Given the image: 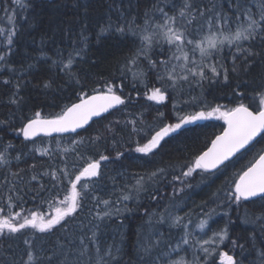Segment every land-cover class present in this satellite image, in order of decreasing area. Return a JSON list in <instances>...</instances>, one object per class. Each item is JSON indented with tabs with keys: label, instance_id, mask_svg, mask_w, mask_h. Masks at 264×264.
Wrapping results in <instances>:
<instances>
[{
	"label": "trees",
	"instance_id": "obj_1",
	"mask_svg": "<svg viewBox=\"0 0 264 264\" xmlns=\"http://www.w3.org/2000/svg\"><path fill=\"white\" fill-rule=\"evenodd\" d=\"M195 2L202 9L215 4L217 9L222 8L231 16L236 0ZM155 3L164 6L172 15L170 9L175 8L178 14L183 0H26L20 5L13 0H0V55L5 57L0 60V157H3L0 160V219L20 213L17 219L22 220L32 211L44 216L54 214L55 206L65 194H70L68 179L62 176L66 162L67 171L75 173L85 161L99 159L101 154L111 158L100 162L101 176L93 178L95 184L89 185L90 194L82 210L66 218L67 230L58 226L50 234H40L27 229L0 237V264H30L27 255L30 249L24 240H32L34 236L31 249L34 264H48L46 257L52 255L58 244L66 246L71 264H76L77 259L82 264H96L100 257L107 264H165V261L182 258L187 262L196 259L199 264L204 254L195 245L192 233L203 220L209 222L202 233H196L199 241L227 227L228 239L217 250L232 255L236 264H264L260 255L264 251V221L260 219L264 215V200L237 206L225 203L224 197L236 173L264 149V135L215 176L203 179L207 174L194 173L188 181L191 187L182 186L173 176H180L182 166L210 146L211 140L225 127L223 121L212 119L185 126L167 139L158 155L145 157L134 152L136 142L146 139L150 128L175 122L177 115L202 110L205 105L231 108L232 101L237 99L235 94H245L246 105L253 97L258 104L259 90L264 88V46L259 40L255 41L253 51L260 55L248 56L247 60L235 47L231 48V53L225 47L217 57L223 65V68L218 65L220 77L214 81L205 80L201 85L183 82L175 90L168 88L166 102L149 101L146 94L163 82L158 80L147 60L141 58L134 64L128 59L135 50L131 44L133 37L125 38L116 29L136 20L139 30L149 10L151 19L160 17L161 14L153 9ZM258 3L259 0H248L253 12L257 11ZM7 19L11 23L7 24ZM241 23L246 24V21ZM196 24L193 21V25ZM225 27L235 31L237 24L233 22ZM9 35L11 44L6 39ZM155 39L163 42L160 36ZM243 46L247 48L248 42ZM233 54L238 56L236 71L232 70ZM70 55L73 59L71 80L65 74ZM211 62L216 63V60ZM224 68L227 81L223 79ZM124 72H127L126 77ZM137 72H143V77L133 81V73ZM77 78L89 93L93 89L103 90L106 82L114 81L116 90L122 89V95L130 96L131 100L119 106L121 110H114L95 121L87 131L80 132V136H40L35 138V147L32 141H24L14 129L34 111H42L47 116L58 112L70 100L74 101L73 90L81 86L75 83ZM45 83L51 87L44 88ZM13 100L16 103H12ZM133 120L137 121L138 133L133 131L130 123ZM74 138L84 139L85 144L73 150L76 148L71 143ZM35 149H47L49 154L41 155ZM117 153L124 155L116 160ZM159 168L166 169L164 177L148 183L146 192L133 200L117 201L122 192L135 185L137 178H147ZM181 187L183 191H179ZM157 189V199H150V194ZM103 200L115 201L121 208L126 204L130 210L116 214L115 208H106L99 202ZM105 210L113 214L104 217ZM174 215L183 218L180 227L171 226L168 217ZM161 216L166 218L164 222H160ZM25 232L27 235L23 234ZM93 233L95 243L90 240ZM186 233L191 234L187 237V245L181 240ZM81 238L88 249L84 256L79 255L83 247ZM157 240L160 245L146 254L143 249ZM109 249L111 256L107 254ZM214 259L219 264L218 257Z\"/></svg>",
	"mask_w": 264,
	"mask_h": 264
},
{
	"label": "snow or ice",
	"instance_id": "obj_2",
	"mask_svg": "<svg viewBox=\"0 0 264 264\" xmlns=\"http://www.w3.org/2000/svg\"><path fill=\"white\" fill-rule=\"evenodd\" d=\"M13 3L20 5L21 0H13ZM257 11L253 12L248 5V0H236L232 15H227L222 8L217 9L215 4L211 7L201 8L197 5L195 0H183L182 5L175 12V8L170 9L174 14L169 15L165 11V7L159 3L153 5V9L161 15L155 20L151 19L150 11L145 12L144 24L137 30L136 20L124 26H117L116 31L123 37L127 38L129 35L133 37L131 44L135 49L132 55L128 58L134 64L143 58L149 62L150 68L155 70L157 78L163 83L159 87L151 90V94H146L149 101H154L157 104H162L169 99L168 88L176 89L177 84L181 81L188 84L201 85L205 80L214 81L215 78L221 76L219 67L223 68L220 61L217 59L225 47L231 53V48L235 47L237 53H243L245 60L248 56H258L259 52L253 51L255 41L259 40L260 44L264 46V0H259L257 4ZM193 21L197 24L193 25ZM246 21V24L241 23ZM235 22L237 28L231 31L225 26H230ZM103 32L104 29H101ZM162 37V43L155 39V37ZM222 36L223 39H218ZM9 44L12 43L11 35L6 37ZM244 42H248V47L243 46ZM167 45V47H165ZM159 49V50H157ZM199 57L196 58V53ZM80 55L79 52L76 53ZM163 57V59H159ZM236 54L232 55L233 71H236ZM5 57L0 55V60ZM216 60V63L211 61ZM63 62V61H62ZM73 64L72 56L70 55L65 65V72L69 79H73V73L70 71ZM127 66V61H126ZM138 66V65H137ZM246 67L249 65H245ZM179 69V74H177ZM208 73H211L209 75ZM123 75L126 77L127 72ZM143 72L133 73V81L141 79ZM223 79L227 81V69H223ZM8 83V81H5ZM75 83L81 85L80 88L74 89L76 99L70 100L64 104L60 110L54 114L45 116L42 111H34L31 117H25L18 127L14 129L18 135H22L24 141H32L35 147V138L52 137L53 134L62 135L67 133L76 134L80 136L79 130L87 131V127L93 122V118L102 117L104 114L110 113L113 109L121 110L119 106L126 105V100L130 101L131 97L125 98L122 95V89L116 90L115 82H106L103 90L93 89L91 93L84 90L83 83L77 78ZM136 84L133 83V87ZM44 88H50L51 84L45 83ZM260 99L258 104L255 103V97L249 104L244 103L247 99L245 94H235L237 99L233 100V107L217 105L215 107L205 105L204 109L194 111L183 116L177 115L175 122L162 124L158 128H150L146 132V139L136 142L134 152L142 154L145 157L158 155L163 150L167 139L173 134L180 132L185 126L195 124L199 121L207 120H221L225 127L222 132L211 140L210 146L196 155L194 159L187 165L182 166L180 176H173V180H179L180 184L191 187L188 182L189 178L196 173H205L203 179L215 176L218 172L227 168V163L233 157L240 153L241 150L247 149L252 145L257 137L264 135V88L260 89ZM242 97V98H241ZM12 103H16L15 100ZM176 106L174 105V108ZM163 116V113H160ZM133 124V131L139 132L135 126L136 120L130 121ZM111 131V129H109ZM99 139V137H97ZM95 141H90L94 143ZM76 146L77 150L85 144L84 139L71 141ZM41 155H48L47 149H35ZM65 152L68 149L64 150ZM124 154L117 153L115 157L119 160ZM19 158V157H17ZM111 158L108 155L101 154L99 159H90L80 165L75 173H69L66 169L62 173L63 178L68 179L70 184V194H65L59 204L55 206L54 215L43 214L32 211L30 216H24L22 220H18L20 213H16L7 219H0V237L21 233L22 230L32 229L40 234H50L52 230L59 228L66 229L68 223L66 218L73 217L78 209L83 208L85 199L89 196V185L95 184L93 178L101 176V161H109ZM3 160V157H0ZM75 167V165L73 166ZM186 167V171L184 168ZM166 169L159 168L153 171L147 178L141 176L137 178L135 185H132L128 191L122 192L117 201L125 202L137 198L142 192L147 191V184L150 182H158L164 177ZM74 175V179L72 176ZM183 177L184 179H181ZM36 177H33L35 179ZM127 187V186H126ZM183 191V187L179 189ZM133 193L135 195H133ZM159 190H155L150 194V199H157ZM218 195V194H217ZM225 203L231 205H241L244 202L252 201L253 198L264 200V149L257 153L256 156L249 161L248 165L236 173L231 180L230 186L224 191ZM106 205V208H115V213L120 214L123 211H128L127 205L124 208L118 206L117 202H109L108 200L99 201ZM214 211V210H213ZM113 213L105 210L104 217H110ZM211 215V214H209ZM171 219V226L180 227L183 218L180 216L168 217ZM166 218L161 216V221L164 222ZM264 221V215L260 217ZM208 226V221L200 222V229L203 231ZM27 235V233H23ZM186 233L181 237L182 243L189 244ZM95 233L90 238L93 243ZM36 237L32 240L25 239L24 243L29 245L28 261L34 264V255L32 245L35 243ZM203 239V238H202ZM228 239L227 227L215 231L211 238L203 239V245H211V247L201 246V251L204 253V258L199 264H217L214 257H218L219 264H236L232 255L225 251H218L219 245ZM71 242V241H70ZM199 242V241H198ZM83 246L79 252L80 256L87 254V245L84 244L83 238L80 240ZM235 244V241H232ZM160 240H157L154 245L145 247L143 250L147 254L152 247H158ZM242 247V245H241ZM177 249H173L176 251ZM99 251V250H97ZM187 251V249H184ZM109 256L112 255L111 249L107 250ZM264 259V251L260 253ZM62 256V259H57ZM48 264H71L69 260L68 251L65 245H60L53 249L52 255L46 257ZM76 264H82L77 259ZM96 264H107L103 257H100ZM165 264H198L196 259L191 262L183 260L179 261H165Z\"/></svg>",
	"mask_w": 264,
	"mask_h": 264
},
{
	"label": "rangeland",
	"instance_id": "obj_3",
	"mask_svg": "<svg viewBox=\"0 0 264 264\" xmlns=\"http://www.w3.org/2000/svg\"><path fill=\"white\" fill-rule=\"evenodd\" d=\"M26 0H21V4H24V2H25ZM6 23L7 24H9V23H11V20L10 19H7L6 20ZM218 39H223V37L222 36H218L217 37ZM196 55H199V53L197 52L196 53ZM197 58V57H196ZM177 74H179V69H177ZM183 83V81H181V82H179L178 84H177V86H179V85H181ZM150 94H151V92H150ZM54 215V214H53ZM175 216V215H174ZM208 222H209V220H208ZM190 225V224H189ZM35 231V230H34ZM204 231V230H203ZM201 229H200V227L198 226V228H196L195 229V231H194V233H192V235H193V237H195V245H197V247H198V249H201V246H203V247H211V245H203V241H199V237L196 235V233H202L203 232ZM199 241V242H198ZM221 245V244H220ZM203 253V252H202ZM204 254V253H203ZM176 259H174L173 261H175ZM176 261H179V260H176Z\"/></svg>",
	"mask_w": 264,
	"mask_h": 264
},
{
	"label": "water",
	"instance_id": "obj_4",
	"mask_svg": "<svg viewBox=\"0 0 264 264\" xmlns=\"http://www.w3.org/2000/svg\"><path fill=\"white\" fill-rule=\"evenodd\" d=\"M114 110H116V109H113L112 111H114ZM111 111V112H112ZM110 112V113H111ZM109 114V113H108ZM108 114H104L102 117H97V118H93V122L90 124V125H92L95 121H97V120H100L101 118H103L104 116H106V115H108ZM200 123H204L205 121H199ZM89 127V126H88ZM87 127V128H88ZM80 132H82V131H84V130H79ZM67 134H73V133H67ZM62 135H66V134H62ZM53 136H57V134H53ZM260 137H257L256 138V140L255 141H253V143H252V145L259 139ZM252 145H250L248 148H250ZM247 148V149H248ZM247 149H243V150H241V152L240 153H237V155L235 156V157H233L230 161H232V160H234L237 156H239L241 153H243L244 151H246ZM230 161H228V162H226V163H229ZM257 199H259V198H253V200L252 201H254V200H257ZM248 202H250V201H248Z\"/></svg>",
	"mask_w": 264,
	"mask_h": 264
}]
</instances>
